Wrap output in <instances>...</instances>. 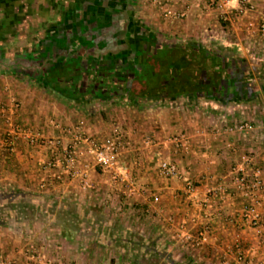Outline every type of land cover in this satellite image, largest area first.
<instances>
[{
    "label": "crops",
    "instance_id": "obj_1",
    "mask_svg": "<svg viewBox=\"0 0 264 264\" xmlns=\"http://www.w3.org/2000/svg\"><path fill=\"white\" fill-rule=\"evenodd\" d=\"M250 2L255 9L247 17L264 20V0ZM205 8L202 1L191 0L188 18L164 20L153 0H0V106L9 108L16 99L20 107L12 121L37 139L60 138L59 149L69 142L64 129L79 121L83 132L99 137L114 126L124 129L132 140L124 159L135 178V190L128 194V184L111 181L91 157H85L81 169L86 170L92 188L83 190L79 179L63 169H43L53 156L51 147L23 136L12 147L6 146L2 136L8 126L0 117V206L29 198L36 201L38 211L45 212L39 218L11 215L5 224L0 223L1 264H35L30 250L52 259L53 264H135L124 253L104 252L102 243L111 242H90V237L62 231V217L57 214L61 208L73 210L71 202L124 215L125 226L154 232L157 243L168 248L173 244L176 260L223 264L226 259L224 264H234L226 249L239 234L253 261L264 264V242L239 220V196L227 199L209 219L186 197V179L200 198L205 187L216 182L232 190L229 169L241 153L253 155L264 179L263 127L256 124L249 133L226 127L240 117L231 101L256 98L245 79L249 68L231 77L223 68L220 81L233 82L236 90L230 99L209 96L206 86L195 93V80L188 85L183 77L175 78L171 69L181 67L182 53L196 46L179 41L203 34L199 29L210 23L212 12ZM246 23L238 27L231 21L237 38L245 37ZM231 43L243 48L239 41L227 44ZM45 73L52 77L59 73L53 81L62 86L51 87ZM211 79L206 82L212 84ZM65 82L81 85L79 92L69 91V86L60 89ZM179 133L190 139L188 155L175 151L166 140ZM160 158L175 162L182 171L187 169L184 178L161 176ZM152 194L159 195L158 205ZM192 214L209 223L214 236L210 244H176V222L187 221Z\"/></svg>",
    "mask_w": 264,
    "mask_h": 264
},
{
    "label": "built area",
    "instance_id": "obj_2",
    "mask_svg": "<svg viewBox=\"0 0 264 264\" xmlns=\"http://www.w3.org/2000/svg\"><path fill=\"white\" fill-rule=\"evenodd\" d=\"M207 9L217 11L223 20H228L231 11L245 13L254 9V4L250 0H200ZM153 4L159 9L164 20L186 19L191 9V0H153ZM264 31V24L261 25ZM20 104L16 99H12L11 106L6 108L0 106V117H3L8 129L3 133L2 141L12 147L17 137L23 136L29 141L51 147L53 156L43 164V169L59 167L66 171L70 177L79 179L83 190L91 189L92 185L87 179L84 168L81 169L82 161L85 157H91L95 166H99L109 174L111 181L115 183L128 184L127 193L131 194L135 190V178L131 174L130 166L125 161V155L132 149V140L128 133L119 127H112L108 133L102 137L86 134L82 131L83 122L64 129V133L69 135L68 144L60 148V138H35L28 131L23 130L15 124L12 119ZM263 129H264V123ZM236 130L241 133H249L255 129V124L251 121H240L236 125ZM264 138V132H263ZM175 151H181L188 155L192 152L191 142L185 133H179L166 138ZM148 142L155 143L149 138ZM205 154V153H202ZM159 174L165 178H184L187 169L182 171L177 164L166 158H160L157 165ZM230 188L220 182L216 185H207L204 194L200 198L196 194L195 185L186 179V197L191 199L194 207L203 210V218L209 219L214 214L220 212L223 203L232 198L235 194L241 198L238 217L242 225L252 229L260 243L264 242V179L262 171L257 165L251 153H241L238 160L229 169ZM42 186V185H41ZM151 199L158 205L160 198L158 194H152ZM233 221V219H230ZM194 228L191 233L189 229ZM176 236L181 242L192 243L195 246L209 244L214 237L211 234L209 223L201 221L198 215L192 214L187 221L176 222ZM234 240L226 249V254L233 257L234 264H257L253 261L252 251L244 249L240 235H235ZM29 258L35 264H53L52 259L46 256H39L34 253L29 254ZM3 262L0 256V264ZM226 259L222 261L224 264ZM12 264V263H10Z\"/></svg>",
    "mask_w": 264,
    "mask_h": 264
},
{
    "label": "rangeland",
    "instance_id": "obj_3",
    "mask_svg": "<svg viewBox=\"0 0 264 264\" xmlns=\"http://www.w3.org/2000/svg\"><path fill=\"white\" fill-rule=\"evenodd\" d=\"M206 9V8H205ZM255 9V7H254ZM247 11L245 13H238L236 11H231L228 16V20H223L220 18L219 13L217 11L206 9L204 11L212 12V16L210 18V23H206L203 27L199 29L203 34H198L194 37H186L182 40L174 39V41L183 42V44L190 43V45H196L199 47H205L208 50L216 51L221 54L227 55L229 58L233 59H243V61L248 66L249 70L245 75V79L249 81L252 88V97L247 100H233L232 106L234 108V113L238 112L240 117L237 121H233L234 123H230L227 127L229 131L239 132L236 130V125L240 121H252L256 126H262L264 123V31L261 30V25L264 24V20L257 19L254 17H247V15H251L254 11ZM246 15L245 17H243ZM225 21L226 23H222ZM231 21L233 24L239 25L241 22H247V30L244 33L245 37L242 38L240 34L237 38L235 32H233ZM229 40L234 41L235 43L239 41L240 45H243V48L238 49V45L236 44H227ZM253 66V69H251ZM255 66H261L262 70L255 69ZM214 96H217L218 93L214 92ZM225 103V102H224ZM207 105V104H206ZM210 105V104H208ZM251 109V112L247 114L248 110ZM242 115V116H241ZM241 133V132H239ZM221 182V181H220ZM214 184L210 185H216ZM223 183V182H222ZM225 184V183H224ZM59 201V200H58ZM36 201L33 203L29 198L16 200L15 202H7L4 206H0V223L5 224L8 220L9 216H13L14 218H18L19 216L25 218H33V217H41L45 215L44 211H38L39 208ZM60 203H64V200ZM73 205V211L75 215L81 217L82 224L79 225L74 218L67 216H63L61 211L58 212V217H62V231H66L71 235H79L85 238H92L90 242H96V237L100 234L97 233L94 228H91V221H108L111 224H114L117 230V233L114 234V238L122 237L118 240L114 245H105L102 243V247L97 243L98 246L103 248L104 252H111L112 254L124 253L128 255V258L132 260L135 264H190L191 261L187 259L176 260L173 258L174 251L177 249L174 248L173 244L167 247L166 244H158L156 239L153 238L156 234L152 233L150 230L148 231L145 228H132L130 226H125L124 215L120 217L118 215H112V213H107L97 205H87L82 202H71ZM56 215V216H57ZM43 218V217H42ZM70 218V220H68ZM89 221V223H87ZM191 228V227H189ZM194 228L189 229L191 233H193ZM177 229H175L176 233ZM122 232V233H121ZM173 233V238L178 246L180 245H190L194 247H198L193 245L192 243L181 242L176 234ZM103 234L101 237L103 242H110L111 235ZM129 238V244L124 243L125 238ZM113 238V239H114ZM153 239V240H152ZM86 241V240H85ZM89 242V243H90ZM123 242V243H122ZM210 244V243H209ZM86 248L88 251H92L93 247H89L86 243ZM83 245V246H85ZM204 246V245H203ZM34 253L39 256H44L39 253L37 250H30L29 253Z\"/></svg>",
    "mask_w": 264,
    "mask_h": 264
},
{
    "label": "trees",
    "instance_id": "obj_4",
    "mask_svg": "<svg viewBox=\"0 0 264 264\" xmlns=\"http://www.w3.org/2000/svg\"><path fill=\"white\" fill-rule=\"evenodd\" d=\"M222 23H226L225 21H223ZM227 58H229L227 55L225 54H221L218 53L216 51H212V50H208L202 47H192L190 51L187 52H183L182 53V63H181V67H175V68H171L172 70H175V78L178 77H183L186 84L189 85V82H191L192 79L195 80L194 84H192L193 87H195V93H198L203 85L207 87V85L203 84L206 82V80H209V78L211 79V82L213 84V86L215 87L214 90L217 91L218 86H220L218 84V82L222 79V75L224 73H222L223 68L225 67L226 70L228 71V76L231 77V75H236L238 73V71L240 70H245L247 69L248 66H245L241 63H243V59H233L230 58L227 61ZM237 61V63L239 65H237V63L235 62ZM228 64V65H227ZM257 68V70H262L261 66H255V69ZM226 73V75H227ZM51 74V73H50ZM48 74H44V80L47 81L49 83V85L51 87L56 88L57 86H62L59 83H56L55 81H53L54 79H56L55 77L59 78V73H55L56 76L52 77L51 75ZM54 74V73H53ZM217 77V78H215ZM59 80V79H58ZM193 83V82H192ZM185 84L182 85V88L184 87ZM69 86V87H68ZM81 86V85H80ZM80 86L76 85V83H66L65 85H63V88L60 89H66L67 87L69 88V91H75V92H79V89L81 88ZM205 87V88H206ZM208 88V87H207ZM206 88V94H208L209 96L213 95V92L211 90H208ZM182 93L185 92L184 89H182L181 91ZM236 92V90H233L229 95L228 98H232V95H234ZM227 96V95H226ZM234 97V96H233ZM7 196V195H5ZM70 206V205H69ZM62 212L64 213L65 216H71V218H74L75 221L81 225L82 221L80 220L81 217H79L78 215L74 214V211L70 208H61ZM87 223H89V221H87ZM90 227L94 228V230L100 234L96 237V242H99L100 240L103 241V239L101 238L103 236V234L106 235H111L110 242L112 245H114L118 240H120V238L122 237H116L114 238V234L117 233V230L115 229L116 227H114V224H111L108 221H91ZM122 233V232H121ZM93 238V237H92ZM114 238V239H113ZM127 238V237H126ZM124 243H128L129 241H123ZM122 242V243H123Z\"/></svg>",
    "mask_w": 264,
    "mask_h": 264
},
{
    "label": "flooded vegetation",
    "instance_id": "obj_5",
    "mask_svg": "<svg viewBox=\"0 0 264 264\" xmlns=\"http://www.w3.org/2000/svg\"><path fill=\"white\" fill-rule=\"evenodd\" d=\"M203 84H205V85H207V89L208 90H211L213 93L214 92H217L218 93V95H220V96H223V95H229L233 90H235V86H234V83L233 82H229L228 84L226 83H224L223 84V82H221V81H219L218 82V84L220 85V86H218V88H217V91L216 90H214L215 89V87L213 86V84H211V83H209V81H207V82H205V83H203ZM231 85V86H230ZM202 87H203V85H202ZM205 87V86H204ZM203 90V89H202ZM201 90V92L203 93V91ZM200 92V91H199Z\"/></svg>",
    "mask_w": 264,
    "mask_h": 264
}]
</instances>
